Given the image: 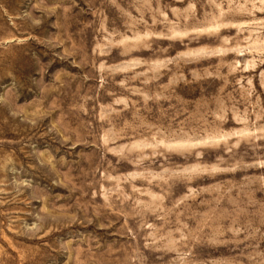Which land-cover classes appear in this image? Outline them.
Here are the masks:
<instances>
[{
  "label": "rangeland",
  "instance_id": "1",
  "mask_svg": "<svg viewBox=\"0 0 264 264\" xmlns=\"http://www.w3.org/2000/svg\"><path fill=\"white\" fill-rule=\"evenodd\" d=\"M0 264H264V0H0Z\"/></svg>",
  "mask_w": 264,
  "mask_h": 264
}]
</instances>
